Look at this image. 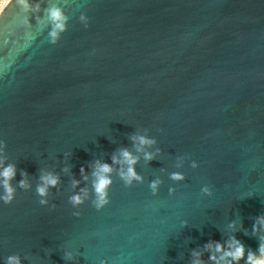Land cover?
I'll return each mask as SVG.
<instances>
[{
	"label": "water",
	"instance_id": "obj_1",
	"mask_svg": "<svg viewBox=\"0 0 264 264\" xmlns=\"http://www.w3.org/2000/svg\"><path fill=\"white\" fill-rule=\"evenodd\" d=\"M28 3L0 16V140L17 166L16 198L0 201V264L14 254L21 264H77L65 252L78 264H212L222 253L204 245L233 234L259 255L251 229L264 214V0ZM53 10L66 29L55 44ZM134 134L157 140L146 149H161L155 160L136 152ZM122 147L140 157L144 183L125 187L113 165L110 203L74 209L73 175L85 167L90 187L93 161L111 163ZM41 169L61 176L48 206L35 192ZM176 171L186 179L172 181Z\"/></svg>",
	"mask_w": 264,
	"mask_h": 264
},
{
	"label": "clouds",
	"instance_id": "obj_2",
	"mask_svg": "<svg viewBox=\"0 0 264 264\" xmlns=\"http://www.w3.org/2000/svg\"><path fill=\"white\" fill-rule=\"evenodd\" d=\"M13 7H30L28 0H8V7L0 11V16H6V10ZM53 21H55V27L50 32L52 37L51 43L55 44L59 40V34L65 31L64 17L59 10H53L51 12ZM81 20L84 22V27H89V19L82 16ZM59 30V31H57ZM130 139L133 142V146L136 152H143L144 159L148 162L155 160L156 155L161 152L160 148H157L155 153L147 151V148H151L153 145L157 144L155 138H148L144 135H132ZM119 156L115 153L110 157L111 163L104 162L100 159L93 161L90 166L91 169V184L89 185V171L85 167L80 168L81 179H76L73 175L71 181V187L74 190L68 198V202L72 205L74 209H79L81 205L85 204L86 201L91 200L92 206L97 210H102L105 206L110 203L109 190L113 184V173L116 171L113 165H119V170L116 172L118 178L123 182L125 187H132L134 184H143L144 177L139 174L136 170V165L139 162L140 157L134 155L126 147L117 149ZM183 158V157H181ZM190 159V157H186ZM9 156L7 153V143L6 141L0 140V201L5 205H11L16 198L17 187L12 184V181L17 175V166L15 163H9ZM191 168L196 169L199 167L197 161L192 160L190 164ZM181 165H177V168ZM63 172L67 173L70 171V167L66 166L62 169ZM22 179L18 182V187L24 191H28L32 188V184L29 180V174L25 170L20 171ZM169 178L174 182H182L186 179V176L179 171L172 172L169 174ZM83 181V186L81 187ZM163 181L160 177L149 182V188L153 195H157L162 185ZM61 176L58 172L46 171L41 169L39 172L38 183L35 187V192L39 197V204L42 206L49 205V196L52 189L60 191ZM78 189V190H77ZM201 192L203 195L212 196V189L205 185L202 187ZM169 193L174 194L175 188L170 187ZM56 205L53 203L51 205L52 209H55ZM74 216L79 217L81 215L80 211H74L72 213ZM186 227V222H184ZM230 226L234 230H244L246 234L247 230L244 229L243 223L240 224V229H235V221L230 222ZM261 229H264V214H261L254 218V223L252 225V235L259 240L258 252L252 250H246L245 245L236 238L235 234L228 237L223 243L215 240H209L205 245V250L213 253H222L219 257L215 254L209 255L208 259L212 264H240L241 260H244V264H264V235H260ZM247 251V256L245 259ZM201 254L198 252H193V256L199 257ZM63 260H74L78 264V258L70 252H65ZM6 264H21V258L18 254L10 255L6 258ZM100 264H107L106 260H101ZM193 264H203L202 260L196 259Z\"/></svg>",
	"mask_w": 264,
	"mask_h": 264
},
{
	"label": "rangeland",
	"instance_id": "obj_3",
	"mask_svg": "<svg viewBox=\"0 0 264 264\" xmlns=\"http://www.w3.org/2000/svg\"><path fill=\"white\" fill-rule=\"evenodd\" d=\"M8 2V0H0V11L5 6V4Z\"/></svg>",
	"mask_w": 264,
	"mask_h": 264
}]
</instances>
